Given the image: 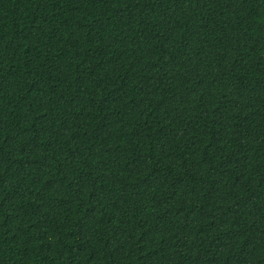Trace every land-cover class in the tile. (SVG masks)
<instances>
[{"label":"trees","instance_id":"trees-1","mask_svg":"<svg viewBox=\"0 0 264 264\" xmlns=\"http://www.w3.org/2000/svg\"><path fill=\"white\" fill-rule=\"evenodd\" d=\"M0 264H264V0H0Z\"/></svg>","mask_w":264,"mask_h":264}]
</instances>
